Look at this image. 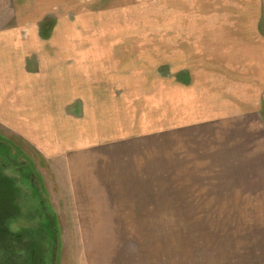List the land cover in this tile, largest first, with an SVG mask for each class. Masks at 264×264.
Segmentation results:
<instances>
[{
	"label": "rangeland",
	"instance_id": "rangeland-1",
	"mask_svg": "<svg viewBox=\"0 0 264 264\" xmlns=\"http://www.w3.org/2000/svg\"><path fill=\"white\" fill-rule=\"evenodd\" d=\"M0 33L68 84L92 54L115 94L54 155L0 96V264H264V97L239 137L205 129V0H0Z\"/></svg>",
	"mask_w": 264,
	"mask_h": 264
},
{
	"label": "crops",
	"instance_id": "crops-1",
	"mask_svg": "<svg viewBox=\"0 0 264 264\" xmlns=\"http://www.w3.org/2000/svg\"><path fill=\"white\" fill-rule=\"evenodd\" d=\"M27 39L22 36V41L14 46L13 38L0 33V74L4 75L3 71L12 74L14 69L18 74L11 80L12 84L16 82L15 87L10 89V84L0 96L10 106L9 116L20 110L19 120L25 121L28 139L38 146L42 141L45 154L63 153L59 142L65 139V122L82 124L81 119L89 114L99 119L101 114L108 113V108L110 115L114 113L110 106L115 101L112 76L106 79L109 72L106 68L102 70L104 75H99L93 68L92 54L84 68L82 57L87 56L80 54L68 84L66 71L70 70L66 69L64 54L39 53L28 42L34 37ZM27 55L30 64L23 60ZM100 63L97 61V65ZM87 69L86 80L82 73ZM262 97L264 0H205V129L219 131L224 124L234 131L232 137H239L236 132L242 129V122L259 119L258 98ZM76 131L81 137H88L80 127Z\"/></svg>",
	"mask_w": 264,
	"mask_h": 264
}]
</instances>
